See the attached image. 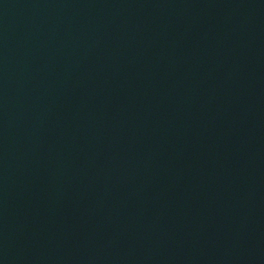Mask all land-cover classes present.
<instances>
[{"label": "water", "instance_id": "water-1", "mask_svg": "<svg viewBox=\"0 0 264 264\" xmlns=\"http://www.w3.org/2000/svg\"><path fill=\"white\" fill-rule=\"evenodd\" d=\"M0 264H264V0H0Z\"/></svg>", "mask_w": 264, "mask_h": 264}]
</instances>
